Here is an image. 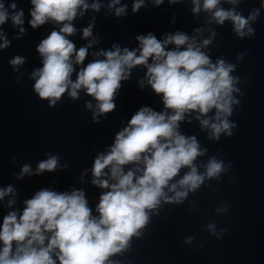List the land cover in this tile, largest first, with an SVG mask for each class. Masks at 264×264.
Listing matches in <instances>:
<instances>
[{
    "label": "clouds",
    "instance_id": "clouds-1",
    "mask_svg": "<svg viewBox=\"0 0 264 264\" xmlns=\"http://www.w3.org/2000/svg\"><path fill=\"white\" fill-rule=\"evenodd\" d=\"M153 2L158 6L164 0ZM226 2L236 5L239 0ZM192 3L194 14L203 10L216 24L231 20L238 37L255 35L250 22L260 15L259 9L244 17L234 8L220 7L221 0H203L202 5L200 0ZM30 4L29 24L33 29L49 20L62 25L59 31L53 30L41 40L36 49L43 66L31 75L39 98L54 106L65 92L77 99L79 90L83 89L96 101L93 120L98 123L99 116L115 110L121 82L130 78L134 67L143 66L147 69V84L162 97L165 111L141 107L116 134L107 153L97 154L91 169V183L107 190L96 205L98 216L92 214L84 191L78 189L71 192L41 189L24 201L22 212H8L0 224V264H118L109 258L125 250L133 236L141 235L139 230L149 222L151 210H157L162 201L183 203L189 192L198 190L206 178H219L226 171L223 160L211 157L202 165L205 170L201 173L195 161L206 149L201 148L196 136H186L179 128L185 114L195 111L199 113L196 119L201 127L210 129L209 139L219 141L222 133L226 137L233 135L237 125L229 117L233 114V105L240 103L233 96L240 91L236 87L239 78L231 75L235 65L222 58L212 62L202 50L211 43V38L198 44L194 36L181 31L166 34L163 40L149 32L136 37L137 49H122L114 44L111 50L95 53L103 59H95L76 72L74 64H84L88 48L96 41L77 50L68 39L76 33L72 21L89 7L99 11L98 0H93L91 5L86 0H30ZM119 4L120 0H111L108 5L110 9L115 8L117 17L125 15L127 8V5L115 7ZM142 6L144 0H134L132 11L136 13ZM261 6L264 7V0ZM23 17L24 11L17 10L15 0L7 6L5 0H0V26L11 19L13 26L24 33ZM92 28L90 24L83 29L85 39L92 36ZM0 39L5 40L0 47H7L8 41L2 34ZM169 45L174 47L169 49ZM23 63L24 58L20 56L11 60L14 66ZM74 72L75 81L71 79ZM139 84L143 89L144 80ZM86 107L93 109L91 102ZM213 110V116L209 117ZM125 165L133 167L125 170ZM58 167L59 158L49 154L48 159L38 163L35 172L30 165H23L18 178L54 172ZM182 168L188 171L174 180ZM13 193L11 185L0 188V200ZM14 203L15 200H9L8 206ZM217 211L228 209L223 207ZM207 228L218 239L227 231L221 229L217 234L214 224H208ZM192 240L188 237L185 243L190 244Z\"/></svg>",
    "mask_w": 264,
    "mask_h": 264
}]
</instances>
